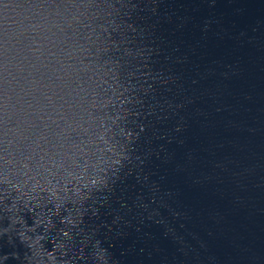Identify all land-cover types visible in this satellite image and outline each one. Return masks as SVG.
Segmentation results:
<instances>
[{"label":"water","instance_id":"obj_1","mask_svg":"<svg viewBox=\"0 0 264 264\" xmlns=\"http://www.w3.org/2000/svg\"><path fill=\"white\" fill-rule=\"evenodd\" d=\"M45 169L74 264H264V0H0V196Z\"/></svg>","mask_w":264,"mask_h":264},{"label":"clouds","instance_id":"obj_2","mask_svg":"<svg viewBox=\"0 0 264 264\" xmlns=\"http://www.w3.org/2000/svg\"><path fill=\"white\" fill-rule=\"evenodd\" d=\"M44 171L45 174L37 173L35 176L18 183L9 181L7 177L4 178L3 183L8 187L4 195L0 196V202L6 200L11 192H14L15 195L11 204L4 206V211L12 213V215L9 217V226L0 228V237L7 235L8 244L13 245L11 233L15 232L20 241L30 250V254L26 252L23 257L27 264H74L76 257L70 255L72 248L69 245L73 239L71 228L60 229L53 236V230L56 226L52 217L58 213L66 201L60 203L61 196L57 191L58 185L52 183L50 179V177H55L56 173L48 169ZM64 191L66 192V189ZM42 193H46V195H42ZM49 204L52 205V208L44 211ZM53 209L56 211L54 212ZM24 211L32 213L34 217L33 226L29 227L25 222L21 215ZM60 222L66 225L76 223L71 216L65 217ZM17 225H19L18 228ZM41 226H43L44 231L42 234H37V229ZM48 239L52 241L51 251L42 243ZM10 256L20 259L17 252H12L0 256V264H5Z\"/></svg>","mask_w":264,"mask_h":264}]
</instances>
